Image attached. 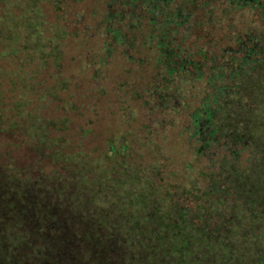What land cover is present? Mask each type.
<instances>
[{"label": "rangeland", "instance_id": "rangeland-1", "mask_svg": "<svg viewBox=\"0 0 264 264\" xmlns=\"http://www.w3.org/2000/svg\"><path fill=\"white\" fill-rule=\"evenodd\" d=\"M87 2L78 5L84 12L91 8ZM61 3L2 0L0 100L19 120V135L28 140L35 155L27 163L29 175L40 176L23 178L22 172L0 163V264H264V61L239 93L220 102L215 119L219 132L255 144L251 158L242 164H224L217 172L206 173L199 164L192 172L184 166L185 147L172 145V135L165 131L168 125L174 128V120L154 121L152 131L148 129L151 141H146L143 129L137 133L128 129L133 120L141 127L134 108L117 113V101L91 91V68L79 65L89 53L98 55V45L93 39L84 41L80 24L76 34L54 24L52 8ZM245 20L251 34L261 29L253 12ZM64 38L68 56L75 59L63 70L69 83L62 96L68 99L76 91L90 106L71 109L63 100L52 105L44 101L48 96L57 98V88L65 89L62 73L57 86L38 93L31 81L20 88L19 83L18 87L3 83L8 68L12 77L26 75L34 62L38 75L47 60L60 68ZM186 84L182 79L175 89L181 91L182 102ZM35 107L37 111L29 112ZM48 126L55 131L49 132ZM66 132L71 138L64 148ZM39 136L45 146L53 147L55 161L73 156L64 164L72 168L61 172L57 168L45 177L55 166ZM7 144L0 138L2 161L9 159L7 148L16 147ZM177 222L184 224L175 230ZM41 249L49 250L43 262Z\"/></svg>", "mask_w": 264, "mask_h": 264}, {"label": "trees", "instance_id": "trees-1", "mask_svg": "<svg viewBox=\"0 0 264 264\" xmlns=\"http://www.w3.org/2000/svg\"><path fill=\"white\" fill-rule=\"evenodd\" d=\"M80 1L83 0H62L60 7L57 5L55 8L54 5V24L64 27L69 34H76L77 24H80V31L85 35L84 41L88 44L93 39V43L98 45V55L93 57L89 53L87 58L80 61L79 67L91 68V91L117 101V113L122 108L136 110L141 127L134 120L129 121L128 129L132 133L143 129L146 133L142 137L151 141L148 129L152 131L154 121L174 120V128L168 125L166 128L169 127V130L165 128V131L172 135L169 137L172 145L181 144L185 147L187 156L184 166L192 172L194 169L191 168L199 164L206 173L217 172L224 164H242L251 158L255 144L248 139L219 132L215 119L220 111V102L226 96L239 93L264 61V0H85L91 4L88 12L78 7ZM2 7L0 0V12ZM227 12H234L233 17L227 16ZM251 12L256 15L261 26L254 34H251V26L245 22L248 15L251 17ZM84 13L87 18H82ZM65 22H69L68 25L72 22L70 30L66 29L68 25ZM45 35H49L47 30ZM65 38L62 40L64 59L60 68L47 60L45 69L38 75L34 62L29 64V67L33 65V70L27 67L26 75L13 77L8 68L3 83H11V86L15 84L17 87L19 83L20 88L23 85L21 83L31 81L37 93L40 89L57 86L61 76L59 73L65 77V65L75 59L70 58L74 55L68 56L65 50ZM65 78V89H56L57 98L50 99L48 96L44 101L52 105L63 100L72 106L71 109L90 106V102L83 101L84 94L76 91H71L68 99L63 98L62 93L68 91L66 87L69 83V79ZM174 79L176 81L172 82ZM182 79L187 83L184 102L181 100V91L175 90ZM1 95L0 92V99ZM3 105L0 100V138H5L7 145L16 147L7 148L9 159L2 161L0 158V163H8L11 171L20 175L22 172L23 178H26L29 175L27 163H32L35 155L28 140L19 135L22 133L16 127L19 120L7 112L10 106ZM36 109L28 108L29 112ZM21 110L22 107L19 112ZM14 124L17 131L11 129ZM27 128L33 129L31 123ZM48 128L49 132L55 131L50 126ZM68 135H62L67 142L64 148L69 145L71 136ZM39 137L40 144L44 145ZM1 143L6 146L4 141ZM45 147L50 150L48 155L55 166L45 173V177L57 168L60 172L72 168L64 164L71 161L73 156L68 157V161H55L51 150L53 147ZM83 151L78 150L80 153ZM248 151L250 154L243 159ZM135 153L139 154L140 149ZM37 176L40 175H29L31 178ZM181 223L177 222L174 229H181L184 224ZM41 253L43 259L49 250L43 252L41 249Z\"/></svg>", "mask_w": 264, "mask_h": 264}]
</instances>
